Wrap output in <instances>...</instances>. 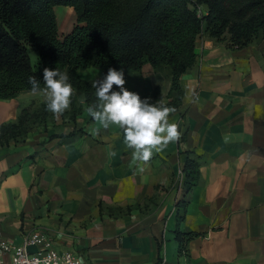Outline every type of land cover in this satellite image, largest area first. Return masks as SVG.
<instances>
[{
    "label": "crops",
    "instance_id": "crops-1",
    "mask_svg": "<svg viewBox=\"0 0 264 264\" xmlns=\"http://www.w3.org/2000/svg\"><path fill=\"white\" fill-rule=\"evenodd\" d=\"M54 12L59 37L70 33L74 9L57 5ZM195 53L180 76L182 103L170 116L181 137L147 165L132 163L122 131L95 121L74 88V117L71 106L60 117L48 111L23 140L0 148V232L9 246L41 230L83 264H264V37L232 49L199 35ZM29 56L37 69L38 53ZM146 64L145 72L144 64L123 70L124 87L140 97L159 87L158 101L166 104L169 70L159 75ZM78 75L92 84L104 70ZM43 102L31 91L0 99V124ZM75 130L74 138L49 139ZM189 152L200 165L187 192L179 171ZM179 214V229L196 233L186 253L175 240Z\"/></svg>",
    "mask_w": 264,
    "mask_h": 264
},
{
    "label": "trees",
    "instance_id": "trees-1",
    "mask_svg": "<svg viewBox=\"0 0 264 264\" xmlns=\"http://www.w3.org/2000/svg\"><path fill=\"white\" fill-rule=\"evenodd\" d=\"M57 5L70 6L76 14L71 32L62 37L54 12ZM201 7L204 11L198 15ZM203 32L232 49L253 43L264 37V0H0V99L31 91L29 76L37 77L43 88V69L48 67L67 73L89 107L96 103L95 89L79 77V70L101 68L105 76L109 68L138 71L148 63L155 71L169 70L172 98L165 105L178 110L183 97L180 76L194 64L196 40ZM29 50L38 53L37 69ZM159 93L155 87L141 99L156 103ZM79 111L71 103L70 116ZM48 114L46 102L22 108L15 121L0 124V148L23 140ZM78 134L75 130L49 139ZM199 165L189 152L182 168L187 192L197 183ZM183 217L177 216L175 240L179 251L186 253L196 233L179 229ZM160 263L159 258L156 264Z\"/></svg>",
    "mask_w": 264,
    "mask_h": 264
},
{
    "label": "clouds",
    "instance_id": "clouds-1",
    "mask_svg": "<svg viewBox=\"0 0 264 264\" xmlns=\"http://www.w3.org/2000/svg\"><path fill=\"white\" fill-rule=\"evenodd\" d=\"M28 83L33 95L45 97L46 109L54 116L60 117L70 108L74 89L67 73L45 67L43 88L35 76H29ZM125 84L123 70L109 68L102 79L92 82L96 103L87 108V113L104 129L110 126L120 129L124 143L132 150V163L147 165L155 153L180 139L179 125L170 122L176 109L160 101L151 103L150 98L141 99L137 93L127 90ZM114 86L119 90H114Z\"/></svg>",
    "mask_w": 264,
    "mask_h": 264
},
{
    "label": "built area",
    "instance_id": "built-area-1",
    "mask_svg": "<svg viewBox=\"0 0 264 264\" xmlns=\"http://www.w3.org/2000/svg\"><path fill=\"white\" fill-rule=\"evenodd\" d=\"M197 13H203L201 8ZM179 176L183 177L182 170ZM30 246L35 247V251H29ZM7 252H10L9 259L5 260L2 255ZM0 264H83V261L72 252L56 250L52 240L41 230H31L24 234L22 243L16 247L9 246L0 232Z\"/></svg>",
    "mask_w": 264,
    "mask_h": 264
},
{
    "label": "rangeland",
    "instance_id": "rangeland-1",
    "mask_svg": "<svg viewBox=\"0 0 264 264\" xmlns=\"http://www.w3.org/2000/svg\"><path fill=\"white\" fill-rule=\"evenodd\" d=\"M201 10H203L204 11V8L203 7H201ZM201 35H208L206 32H203ZM225 37L226 38H228L229 37V35L228 34H225ZM224 43H225V41H224ZM30 56H32V54L30 53ZM147 64L145 63L144 64V67L142 68V70H141V72H145V71H147ZM150 70V69H149ZM168 69L166 68V67H161V68H159L158 69V71H155L157 74H159V75H161V73L163 74V73H165L166 71H167ZM68 117V116H67ZM65 122H63L62 124H64Z\"/></svg>",
    "mask_w": 264,
    "mask_h": 264
}]
</instances>
